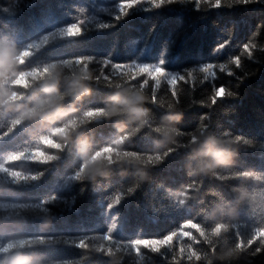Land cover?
<instances>
[{"label":"trees","instance_id":"1","mask_svg":"<svg viewBox=\"0 0 264 264\" xmlns=\"http://www.w3.org/2000/svg\"><path fill=\"white\" fill-rule=\"evenodd\" d=\"M221 2L213 8L217 0H199L197 8L193 0H123L119 6V0H0V42L30 53L21 67L26 76L51 63L70 65L66 77L77 65L92 72V94L76 107L91 121L81 138L93 149L153 154L161 138L152 128L165 115L182 113L175 151L165 160L160 148L163 159L149 166L143 182L135 169L116 166L107 177L81 181L75 148L60 151L55 133L43 139L51 126L27 123L4 135L10 117L0 118V264H264V253L252 251L264 247V4ZM102 24L112 26L101 30ZM69 26L79 31L70 37ZM258 29L254 55L234 68L237 61L229 57ZM214 80L218 104L194 107L208 98ZM144 81L156 104L147 105L149 125L128 137L134 123L120 117L126 128L120 133L117 120H104L98 110L116 86L139 88ZM16 91L24 102L43 95L39 87ZM197 135L240 138L233 166L189 176L194 162L187 145ZM49 156L59 159L49 163ZM241 192L255 201L238 203ZM117 194L120 205L106 212ZM114 215L119 219L107 231ZM218 224L227 231L213 235ZM238 243L239 252L221 258Z\"/></svg>","mask_w":264,"mask_h":264},{"label":"clouds","instance_id":"2","mask_svg":"<svg viewBox=\"0 0 264 264\" xmlns=\"http://www.w3.org/2000/svg\"><path fill=\"white\" fill-rule=\"evenodd\" d=\"M78 31L76 26H69L68 35L71 37ZM29 55V52L18 50L14 45L0 42V118L10 117L4 135L10 134L27 123L40 122L45 126H51L43 137L45 142L49 135L55 133L60 144V151H63L65 147H74L81 161L77 178L89 182L107 177L113 166L133 168L136 177L142 182L146 181L149 166H156L163 159L158 154V150L166 149L163 156L175 151L172 146L176 145L177 136L180 134L175 125L182 120V113L165 115L161 123L152 128V131L161 138L156 142L157 147L152 150L153 154L121 152L110 155L111 147L102 150L93 149L86 137L81 138V129L91 121L87 119V113L81 112L76 107V104L82 103L92 94L89 82H94L95 78L91 71L86 70L87 64L82 67L77 65V69L67 77L65 68H71V66L61 63H51L39 73L34 71L26 76L21 71V67ZM62 83L65 85L63 90ZM146 83L147 81H144L139 88L116 86L108 102L98 110L104 120H117L115 127L120 133L126 132L125 126L118 122L120 117H126L129 122L134 123L136 127L127 133L128 137L149 125L152 112L147 105H155L156 101L145 94L144 84ZM36 87H39L43 95L33 93L30 98H27L28 102H24L26 97L16 91L17 88L29 91ZM109 87L111 88L112 85ZM68 98L73 103L66 106L65 101ZM239 142L240 138L220 142L211 137L195 136L187 145L193 153L194 162L188 175L192 177L215 175L220 169L231 168L239 151L237 147ZM119 143V139L114 142L115 145ZM58 159L59 156H49L47 162ZM254 201L255 197L247 192H241L237 200L238 203ZM226 231L227 225L218 224L212 234L220 235ZM261 234L264 235V233ZM241 248L242 245L238 243L235 249L224 253L221 258L231 257ZM25 264H33V262L28 260Z\"/></svg>","mask_w":264,"mask_h":264},{"label":"snow or ice","instance_id":"3","mask_svg":"<svg viewBox=\"0 0 264 264\" xmlns=\"http://www.w3.org/2000/svg\"><path fill=\"white\" fill-rule=\"evenodd\" d=\"M169 3L173 2V0H168ZM120 3H123V0H119V3H118V6ZM193 3L196 5L197 8H199V0H193ZM242 3L243 5H250V4H264V0H242ZM222 2L221 0H217V3L216 4H213L211 5V7L213 8H216V7H222ZM154 8H160L161 7V4H155L153 5ZM115 21H120L122 19L121 16H115L114 17ZM112 25L110 24H102L100 26V29L103 30V29H107L109 27H111ZM260 27H264V25H261ZM81 29H82V24H81ZM258 32H259V29L257 31L256 34H254L249 42L245 43L244 45L241 46V52L238 54V56L236 58H233V57H229V63H232L233 59H235L237 61L236 64L233 65L234 68H237L239 69L241 66H242V61L244 58H251L253 55H254V52L252 51L254 48H255V44L252 43V41L255 39V37L258 35ZM83 34V31L81 32V35ZM226 45H222L220 46V48L222 49L223 47H225ZM219 50V49H218ZM103 62L104 63H109V62H112L110 61L109 59H103ZM113 63V62H112ZM163 61H160V64L161 66H163ZM221 72H223V69L221 68ZM227 75L229 76H233L234 73L233 72H229L227 73ZM219 78V74L217 75V79ZM239 79V78H238ZM220 85L216 84L215 80L212 81L211 84H209V96L208 98L205 100V101H202V102H197V103H194V107H204V108H210L212 106H214L215 104H218L219 100H215L214 99V96H215V88L219 87ZM233 95L232 92L228 91L226 92V97L225 98H231ZM208 113L205 112L204 114H202L201 116H206ZM19 151V150H18ZM17 151H12L10 154L6 155V157H9L12 153H15ZM172 153H168L164 156V159L166 160ZM16 161L13 162V164H15ZM12 164V165H13ZM12 165H8V167H11ZM133 191V189H129V192L131 193ZM50 199H55V197H51ZM114 200H115V204L113 203H109L107 205V208H106V212H111L114 208L118 207L121 203V197L117 194L115 197H114ZM119 219V216L118 215H114L113 216V220L110 222V224L108 225L107 227V231L110 230L111 226L113 223H116V221H118ZM118 226V225H117ZM41 240H47L48 238L46 237H41L40 238ZM75 247H77L78 249L80 248V245L78 242L74 243L73 244ZM253 251V254L254 255H260L262 253H264V247H261L259 245H256L255 247H253L252 249Z\"/></svg>","mask_w":264,"mask_h":264}]
</instances>
